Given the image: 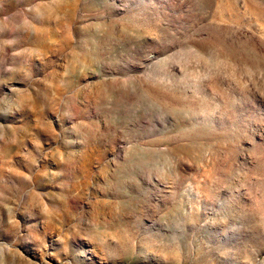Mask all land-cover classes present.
<instances>
[{"label": "rangeland", "instance_id": "rangeland-1", "mask_svg": "<svg viewBox=\"0 0 264 264\" xmlns=\"http://www.w3.org/2000/svg\"><path fill=\"white\" fill-rule=\"evenodd\" d=\"M0 264H264V0H0Z\"/></svg>", "mask_w": 264, "mask_h": 264}]
</instances>
